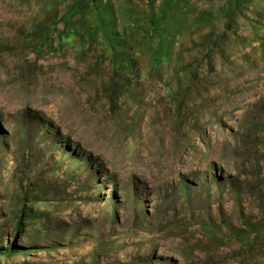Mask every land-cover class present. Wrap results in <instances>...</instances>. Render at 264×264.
I'll return each instance as SVG.
<instances>
[{
    "label": "rangeland",
    "instance_id": "obj_1",
    "mask_svg": "<svg viewBox=\"0 0 264 264\" xmlns=\"http://www.w3.org/2000/svg\"><path fill=\"white\" fill-rule=\"evenodd\" d=\"M0 248L264 264V0H0Z\"/></svg>",
    "mask_w": 264,
    "mask_h": 264
},
{
    "label": "trees",
    "instance_id": "obj_2",
    "mask_svg": "<svg viewBox=\"0 0 264 264\" xmlns=\"http://www.w3.org/2000/svg\"><path fill=\"white\" fill-rule=\"evenodd\" d=\"M114 23H115V21H114ZM113 25H115V24H113ZM110 46L113 48V50L115 51H118L117 50V47H121V48H123L124 47V45L122 44V43H120V42H115V43H112V44H110ZM119 53V51L118 52H116L115 54L117 55ZM116 61H119L120 60V58H118V56L116 57V59H115ZM121 61V60H120ZM17 230H20L21 229V227H22V224L24 223L23 222V218L21 217V216H19L18 217V219H17ZM15 249H17V246H15ZM15 249H13V250H15ZM5 249L4 248H0V251H4ZM12 250V251H13ZM6 251V250H5Z\"/></svg>",
    "mask_w": 264,
    "mask_h": 264
}]
</instances>
